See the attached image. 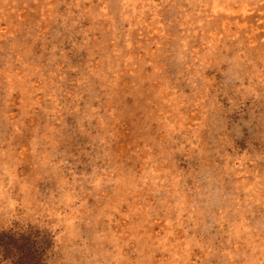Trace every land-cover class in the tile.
Returning <instances> with one entry per match:
<instances>
[{
	"label": "rangeland",
	"instance_id": "rangeland-1",
	"mask_svg": "<svg viewBox=\"0 0 264 264\" xmlns=\"http://www.w3.org/2000/svg\"><path fill=\"white\" fill-rule=\"evenodd\" d=\"M0 264H264V0H0Z\"/></svg>",
	"mask_w": 264,
	"mask_h": 264
}]
</instances>
